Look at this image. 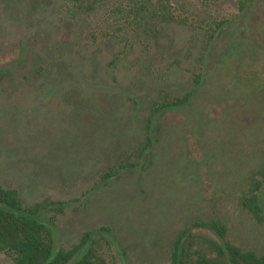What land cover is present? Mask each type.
<instances>
[{
	"label": "rangeland",
	"instance_id": "1",
	"mask_svg": "<svg viewBox=\"0 0 264 264\" xmlns=\"http://www.w3.org/2000/svg\"><path fill=\"white\" fill-rule=\"evenodd\" d=\"M262 172L264 0H0V187L62 203L55 247L89 232L107 264H170L216 220L264 255L242 204Z\"/></svg>",
	"mask_w": 264,
	"mask_h": 264
},
{
	"label": "trees",
	"instance_id": "2",
	"mask_svg": "<svg viewBox=\"0 0 264 264\" xmlns=\"http://www.w3.org/2000/svg\"><path fill=\"white\" fill-rule=\"evenodd\" d=\"M191 96V93H185L182 98L172 103L164 99L153 103L145 120V133L149 134V130H152L156 112L183 108ZM145 138L149 144V137ZM261 177L262 180H256L249 185L248 195L243 198L242 204L257 221L264 223V196L260 192L264 184V172ZM48 206L56 211L62 210L60 202L25 207L16 190L0 187V252L8 255L13 264H107L97 254L91 238L92 233L89 232L68 249L55 247L53 217L45 218ZM197 225L213 230L220 242L215 239L206 240V246L189 250L184 247V239L189 229H184L173 243L170 264H264V255L232 245L226 238L225 226L218 221L209 220Z\"/></svg>",
	"mask_w": 264,
	"mask_h": 264
},
{
	"label": "flooded vegetation",
	"instance_id": "3",
	"mask_svg": "<svg viewBox=\"0 0 264 264\" xmlns=\"http://www.w3.org/2000/svg\"><path fill=\"white\" fill-rule=\"evenodd\" d=\"M197 77H198V78H197ZM194 79L196 80V82H198L199 79H200V76L194 75ZM194 79H193V80H194ZM191 94H192V96H191L190 99L188 100L187 105H190V104L192 103V100L196 97V95L194 94V91L191 92Z\"/></svg>",
	"mask_w": 264,
	"mask_h": 264
}]
</instances>
